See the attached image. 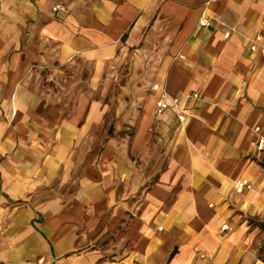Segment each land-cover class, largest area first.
<instances>
[{
	"label": "crops",
	"instance_id": "1",
	"mask_svg": "<svg viewBox=\"0 0 264 264\" xmlns=\"http://www.w3.org/2000/svg\"><path fill=\"white\" fill-rule=\"evenodd\" d=\"M60 2L0 0V264H264V0Z\"/></svg>",
	"mask_w": 264,
	"mask_h": 264
},
{
	"label": "built area",
	"instance_id": "2",
	"mask_svg": "<svg viewBox=\"0 0 264 264\" xmlns=\"http://www.w3.org/2000/svg\"><path fill=\"white\" fill-rule=\"evenodd\" d=\"M58 8L64 9V7L61 5H59ZM211 20L212 19L210 16L204 15L200 20V25L202 27L209 26L211 24ZM262 24L264 25V15L262 17ZM229 35L230 32H227L225 34V37H229ZM250 50L251 52L258 53L264 57V36L262 34L256 35V37L251 40ZM152 87L158 89L157 84H154ZM191 97L198 99L200 95L197 92H195L182 99L181 97H174L169 95L165 91H162L156 103L157 114L161 115L168 109H174L177 113V117L180 123H184L187 120V115H186V109L188 106L187 103ZM254 130L257 134L256 150L259 154L264 153L263 129L261 126H257ZM252 187L253 184L249 179H240L235 182L234 190L237 193H244L252 189ZM227 228H228L227 224H224L222 226V229H227ZM0 242H1V238H0ZM201 257L204 258L205 255L201 254Z\"/></svg>",
	"mask_w": 264,
	"mask_h": 264
},
{
	"label": "rangeland",
	"instance_id": "3",
	"mask_svg": "<svg viewBox=\"0 0 264 264\" xmlns=\"http://www.w3.org/2000/svg\"><path fill=\"white\" fill-rule=\"evenodd\" d=\"M61 2L60 3H58V4H56L55 5V11H64V9H61V8H58V6L59 5H61V6H63L62 4V0H60ZM56 7H57V9L58 10H56ZM45 70V69H44ZM132 130H133V128H131L130 130H129V132H132ZM120 131H122V130H120ZM120 133H122V132H120ZM257 154H258V152H257ZM262 157V156H261ZM258 159H263V158H258ZM249 220L250 221H254L253 219H250L249 218ZM253 224V223H252ZM255 225V224H254ZM119 229L121 228V225H118L117 226ZM117 231V229H116V227H115V232ZM111 235V234H110ZM115 235V234H114ZM114 238H115V236H114ZM109 240H111V238H109L108 240H107V237L105 236V234L104 235H102V237H100L99 238V240H98V245L100 246H103V245H105ZM264 243H260V244H258V250H259V248H260V246H262ZM197 250V249H196ZM199 250V249H198ZM197 250V252H198V256L199 257H201V254H204L205 255V258H207V255L201 250V251H198ZM114 256H117L116 254H114ZM105 257H108V258H110V259H113L112 257H113V255L111 254V252H109L108 254H105ZM203 259V258H202ZM114 260H117V259H114Z\"/></svg>",
	"mask_w": 264,
	"mask_h": 264
},
{
	"label": "trees",
	"instance_id": "4",
	"mask_svg": "<svg viewBox=\"0 0 264 264\" xmlns=\"http://www.w3.org/2000/svg\"><path fill=\"white\" fill-rule=\"evenodd\" d=\"M257 225H258L260 228L264 229V223H260V222H259V223H257ZM175 253H176V250H174V251L171 253L169 260L175 255ZM258 256H259L260 259H262V260L264 261V244H263L262 246H260V248H259V250H258Z\"/></svg>",
	"mask_w": 264,
	"mask_h": 264
}]
</instances>
